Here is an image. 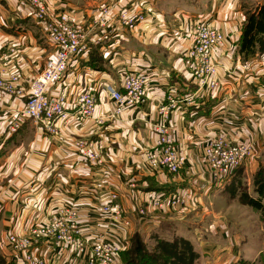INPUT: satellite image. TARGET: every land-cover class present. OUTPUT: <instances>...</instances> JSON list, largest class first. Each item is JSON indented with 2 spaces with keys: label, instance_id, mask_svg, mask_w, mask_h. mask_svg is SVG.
Instances as JSON below:
<instances>
[{
  "label": "crops",
  "instance_id": "obj_1",
  "mask_svg": "<svg viewBox=\"0 0 264 264\" xmlns=\"http://www.w3.org/2000/svg\"><path fill=\"white\" fill-rule=\"evenodd\" d=\"M23 1L0 0V79L10 83L11 73L20 72L23 80L19 87L27 95L29 80L41 72L54 50L37 23L24 16ZM42 1L50 17L64 15L88 33L97 32L98 20L93 15L106 4L112 7L111 15L142 12L148 21L127 30L120 29L110 18V40L98 45L88 41L84 54L69 64L58 83L54 92L65 95L70 102L69 110L78 92L88 90L96 95L92 119L79 124L72 118L69 123L59 125L60 134L56 138L39 125L27 122L3 141L0 240L8 233H25L59 207L69 205L79 212L78 223L86 239L100 233L114 241L127 240L136 230L151 238L160 223H169L176 236L190 241L202 255L199 264H235L239 260L236 249L222 250L208 241L202 243L196 234L178 232L181 219L157 220L159 212L153 211L139 217L135 208L156 194H191L199 201L215 203L228 199L230 178L226 183L212 185L203 162L202 149L211 137L222 135L227 141H244L256 151L261 150L264 54L251 55L244 61L234 50L244 21L240 0ZM196 20L211 23L225 35L223 46L214 51L221 76L217 90L198 88L187 66L190 28ZM4 62H8L6 67L2 66ZM2 70L10 71L3 76ZM126 72L146 77L149 83L146 98L141 105L111 118L114 106L106 98L104 86L111 84L118 89L121 74ZM170 95L176 102L164 125L174 138L177 151L187 157L186 166L176 175L154 169L145 160L154 147L153 127L161 120L158 109L168 104L166 99ZM188 97L191 99L185 100ZM25 101L26 96L11 94L0 98V132L5 131L10 116ZM96 117H103L104 123L97 125ZM79 141L90 144L100 163H91L75 151L73 144ZM254 167L255 161H248L240 168L249 176ZM110 192L119 195L122 210L131 221L129 229L114 227L98 211ZM8 254L9 251H0V264H5ZM34 255L43 264H85L84 257H74L53 243L40 245Z\"/></svg>",
  "mask_w": 264,
  "mask_h": 264
},
{
  "label": "built area",
  "instance_id": "obj_2",
  "mask_svg": "<svg viewBox=\"0 0 264 264\" xmlns=\"http://www.w3.org/2000/svg\"><path fill=\"white\" fill-rule=\"evenodd\" d=\"M23 2L26 5L24 16L32 18L37 23L45 40L54 51L52 57L45 61L41 72L29 80L27 95L19 87L23 80L20 72L11 73L10 83L0 79V98L4 94L26 96L24 106L10 116L5 131L0 132V147L3 141L17 133L27 122L39 125L52 138H56L60 134L59 125L69 123L72 118L82 124L94 117L97 106V97L92 91L78 92L70 110L67 108L70 102L65 95L54 92L66 74L69 64L86 51V34L64 15L50 17L42 0ZM111 10V8L101 10V21L106 22ZM117 19V26L127 30L134 29L138 24L145 25L148 21L147 16L142 12L129 11L117 13ZM99 24L102 27L105 25L103 22ZM106 29L110 28L106 27ZM106 29L101 30L100 35L94 36V39L91 38L93 45L110 40L111 31ZM190 35L191 45L185 58L191 77L201 82L202 77L205 76L210 90L219 89L220 82L217 80L219 64L214 57V51L222 47L225 35L211 23L202 20L192 22ZM7 63L4 62L2 66L6 67ZM8 72L2 70L1 75H7ZM148 87L146 77L134 72L121 74L118 89L111 84H105L106 98L114 106L110 117L141 105L145 101ZM260 91L264 101V85ZM189 99L191 97L185 100L189 101ZM166 100L168 104L158 109L161 120L153 127L154 147L148 151L145 160L154 169L176 175L186 166L187 157L177 151L175 140L167 133L164 125L176 102L172 95ZM186 105L190 106L189 103ZM95 120L97 125H102L105 121L103 117H96ZM73 147L91 163H100L98 153L91 150L90 144L79 141L75 142ZM253 151L251 144L230 142L222 135L209 138L203 146L202 157L210 183L219 185L228 182L232 173L242 167L243 162ZM0 197H4L1 192ZM198 201V197L184 194L167 196L156 194L148 197L145 205L135 208V213L139 217H145L150 211L182 208L187 204H196ZM98 211L114 227L129 229L131 226L130 219L125 216L119 203L117 192H110L107 201L100 205ZM78 219L79 212L74 207L62 206L49 217L33 224L25 233L6 234L0 240V251H9L5 264H43L42 259L34 255V251L40 245L49 243L70 251L74 257H84L85 264H121L120 255L126 250L128 239L114 241L108 235L100 233L86 239L80 230Z\"/></svg>",
  "mask_w": 264,
  "mask_h": 264
},
{
  "label": "rangeland",
  "instance_id": "obj_3",
  "mask_svg": "<svg viewBox=\"0 0 264 264\" xmlns=\"http://www.w3.org/2000/svg\"><path fill=\"white\" fill-rule=\"evenodd\" d=\"M259 3H264V0H240V7L243 6L246 8H251L258 5ZM110 7L111 5L106 4L100 8L102 10L104 8ZM110 13L107 15L110 16L106 22H104L105 20L101 21V11H96L94 13L93 17L95 16V20H98L97 32H84L86 34L87 42L91 40L90 38L93 35H100L101 30L106 29V27H111L110 18L114 21L118 20L117 16L111 15L112 13ZM100 22L105 23V25L102 27L101 24H99ZM103 42L105 43V41ZM233 47L237 52L238 45L236 42H234ZM217 74H219L217 80L220 82V73L218 72ZM192 78L198 88L209 89L208 80L205 79V76L202 77L201 82L199 79H196L193 76ZM259 140V143H261V150L256 151L254 146L251 145L254 151L249 156V158L243 162L244 165L248 161H255V167L252 169L253 171L251 175H244L242 168L236 170L237 174L235 177L236 179H240L236 188L237 190L235 191L238 192V196L239 194L242 195L244 193L249 195L252 194L253 176L259 168H264V136ZM240 143L250 145L244 141H240ZM231 176L230 181L228 180L230 182V190L233 183V178L231 179ZM192 196L193 195L190 194V197ZM154 213L158 212L155 211ZM209 213L210 216H204ZM156 216L157 220L162 219L165 221H179L181 219V222H178L179 224L177 225L178 232L189 231L193 234H196V237L202 243L208 241L215 247H217V245L220 246L222 250H225L226 248H228V250L236 249L239 255V260L235 264H264V224L260 220L258 212L243 205L238 201V199L228 196V199H221L217 203L212 200L210 202H205V200L200 199V201H198L196 204H187L186 206H182V208L159 211L158 215ZM135 235L138 236L135 237ZM135 238L145 245L148 252H156L153 240L149 237V235L142 234V232L139 230H136L131 234L128 239L125 251L129 249V246L131 247L130 240L132 241V239Z\"/></svg>",
  "mask_w": 264,
  "mask_h": 264
},
{
  "label": "trees",
  "instance_id": "obj_4",
  "mask_svg": "<svg viewBox=\"0 0 264 264\" xmlns=\"http://www.w3.org/2000/svg\"><path fill=\"white\" fill-rule=\"evenodd\" d=\"M244 21L241 27V35L236 41L237 52L244 61L251 55L264 54V3L246 8L241 6ZM1 149V147H0ZM233 178L230 197L238 199L243 205L259 213L260 220L264 224V168H259L253 176L252 194H239L235 192L240 179ZM160 223V222H159ZM173 225L169 223L159 225L158 232L152 234L156 252L150 253L145 245L138 239L130 240L131 247L120 255L122 264H199L202 260L194 246L185 238L176 236ZM138 235H135V237ZM2 264V262H1ZM239 264V263H238Z\"/></svg>",
  "mask_w": 264,
  "mask_h": 264
}]
</instances>
